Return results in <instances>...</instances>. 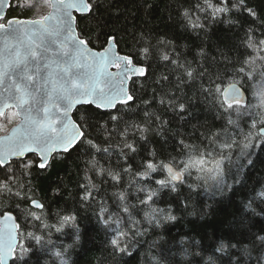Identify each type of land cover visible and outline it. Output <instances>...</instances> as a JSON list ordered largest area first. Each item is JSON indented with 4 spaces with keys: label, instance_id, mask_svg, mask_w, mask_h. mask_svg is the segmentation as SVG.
I'll list each match as a JSON object with an SVG mask.
<instances>
[{
    "label": "snow or ice",
    "instance_id": "6c2138e0",
    "mask_svg": "<svg viewBox=\"0 0 264 264\" xmlns=\"http://www.w3.org/2000/svg\"><path fill=\"white\" fill-rule=\"evenodd\" d=\"M122 3L0 0V264H73L89 214L113 256L147 245L145 264H264V227L248 219L264 217V184L243 202L236 234L208 248L181 237L174 252L164 230L178 218L171 200L161 203L168 193L187 207L184 189L210 180L224 195L254 166L264 148V20L247 0H173L169 18L185 31L207 37L221 23L233 32L216 55L199 46L189 58L146 26L114 28ZM152 137L171 148L163 159ZM73 153L83 158L75 189L57 184L39 197V176Z\"/></svg>",
    "mask_w": 264,
    "mask_h": 264
},
{
    "label": "trees",
    "instance_id": "16d2710c",
    "mask_svg": "<svg viewBox=\"0 0 264 264\" xmlns=\"http://www.w3.org/2000/svg\"><path fill=\"white\" fill-rule=\"evenodd\" d=\"M15 0H13V3ZM146 3L152 7L145 12L142 6V0H123L122 8H125L124 15L119 21H113V27L118 28L126 25L129 29L133 27H144L156 35H163L174 41L177 50L185 53L189 58L192 57L194 51L199 46H206L211 55H216L217 47L229 45L233 40V32L229 31L224 24L217 23L212 27L207 37L202 33L185 31L175 18L170 19V14H174L173 0H146ZM249 6L254 7L260 14V18L264 20V0H247ZM18 11L7 8V16L17 15ZM88 21H84L82 27L86 26ZM121 48H124L122 42ZM157 74L164 72V67L155 69ZM200 119H204V113L201 112ZM209 121L212 117L209 115ZM218 126V124H217ZM171 130V129H169ZM152 145L157 151H161V159L164 158L166 151H171L167 145H163V141L159 138L152 137ZM163 145V151L161 146ZM83 167V158L77 157L73 153V157L64 161H58L53 164L52 168L42 173L36 181V192L39 197L45 195L50 196V187L57 184L64 189L65 186L69 190L76 187V179L78 168ZM221 167L227 169L229 161L224 160ZM243 184L234 185L233 190L226 192L224 195L215 194L212 187V181L208 185L200 187L195 191L188 193L184 189L183 194L188 196L187 207L180 204L175 197H171L168 193L163 194L162 206L165 202L171 200L174 204V214L177 216L175 222H171L165 226L164 234L168 241V245L172 247L174 252L178 253L179 244L177 243L181 237H187L189 241H200L201 248H208L213 245L219 238H224L236 234L239 228V220L244 216L243 202L251 193L253 187L264 184V148L256 149V159L254 166L249 167L245 171ZM194 182V181H190ZM231 183V181H229ZM67 195V193H65ZM65 201H60L63 206ZM68 206H72L71 200L67 201ZM261 207H264L262 205ZM55 210V206L53 208ZM260 209H257L259 212ZM249 220L255 223L253 231L260 227H264V217L250 215ZM82 229H87V233L81 243L72 251L73 264H145V252L147 245L138 247L131 257L127 255H115L104 247L105 235L99 225L89 218L81 219ZM149 237L148 239H153ZM195 250V245L190 251ZM210 252H204L206 257ZM176 259L180 257L177 254ZM181 264H184L181 261Z\"/></svg>",
    "mask_w": 264,
    "mask_h": 264
},
{
    "label": "water",
    "instance_id": "95a60500",
    "mask_svg": "<svg viewBox=\"0 0 264 264\" xmlns=\"http://www.w3.org/2000/svg\"><path fill=\"white\" fill-rule=\"evenodd\" d=\"M5 13L7 14V8L4 9ZM15 16V15H14ZM9 17H12V16H9Z\"/></svg>",
    "mask_w": 264,
    "mask_h": 264
}]
</instances>
